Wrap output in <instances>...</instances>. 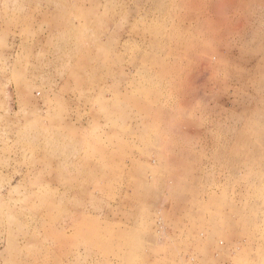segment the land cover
Wrapping results in <instances>:
<instances>
[{"label": "rangeland", "instance_id": "obj_1", "mask_svg": "<svg viewBox=\"0 0 264 264\" xmlns=\"http://www.w3.org/2000/svg\"><path fill=\"white\" fill-rule=\"evenodd\" d=\"M0 264H264V0H0Z\"/></svg>", "mask_w": 264, "mask_h": 264}]
</instances>
